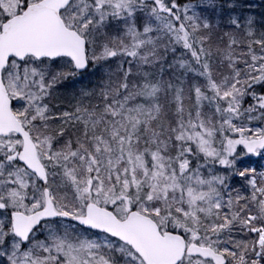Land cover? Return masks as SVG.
<instances>
[{"label":"snow or ice","instance_id":"1","mask_svg":"<svg viewBox=\"0 0 264 264\" xmlns=\"http://www.w3.org/2000/svg\"><path fill=\"white\" fill-rule=\"evenodd\" d=\"M0 264H264V0H0Z\"/></svg>","mask_w":264,"mask_h":264},{"label":"trees","instance_id":"2","mask_svg":"<svg viewBox=\"0 0 264 264\" xmlns=\"http://www.w3.org/2000/svg\"><path fill=\"white\" fill-rule=\"evenodd\" d=\"M260 3H261V0H251V4L255 6L257 10H259Z\"/></svg>","mask_w":264,"mask_h":264}]
</instances>
